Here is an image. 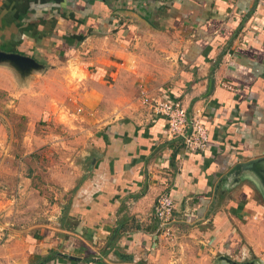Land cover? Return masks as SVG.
<instances>
[{
  "label": "crops",
  "instance_id": "obj_1",
  "mask_svg": "<svg viewBox=\"0 0 264 264\" xmlns=\"http://www.w3.org/2000/svg\"><path fill=\"white\" fill-rule=\"evenodd\" d=\"M109 1L129 4L123 26ZM117 29L162 36L172 75L144 89L180 100L206 126L208 146L182 149L140 102L105 122H72L82 161L72 153L78 165L60 182L62 216L40 233L8 236L0 264H128L158 229L152 207L162 192L177 222L242 228L264 213V0H0L3 50L72 57Z\"/></svg>",
  "mask_w": 264,
  "mask_h": 264
},
{
  "label": "rangeland",
  "instance_id": "obj_2",
  "mask_svg": "<svg viewBox=\"0 0 264 264\" xmlns=\"http://www.w3.org/2000/svg\"><path fill=\"white\" fill-rule=\"evenodd\" d=\"M108 4L121 13L118 26L129 21V4ZM142 18L148 27L145 13ZM125 31L95 35L87 48L72 57L59 52V59L48 50L0 49V246L13 234L40 233L62 216L67 195L60 182L78 165L72 153L82 161L70 147L74 121L92 125L117 117L120 109L140 105L139 90L148 81L172 75L162 36L154 40L145 29L130 39ZM263 215L251 216L250 223L243 218L242 228L235 222H177L172 215L168 222L156 221L148 248L145 243L143 254L126 262L264 264Z\"/></svg>",
  "mask_w": 264,
  "mask_h": 264
},
{
  "label": "built area",
  "instance_id": "obj_3",
  "mask_svg": "<svg viewBox=\"0 0 264 264\" xmlns=\"http://www.w3.org/2000/svg\"><path fill=\"white\" fill-rule=\"evenodd\" d=\"M139 100L152 114L164 118L166 135L169 138H180L182 149L198 152L208 146L209 135L206 126L198 117H189L180 100L153 96L144 88L139 91ZM173 210L174 202L169 192H162L156 197L152 214L158 222L171 220Z\"/></svg>",
  "mask_w": 264,
  "mask_h": 264
},
{
  "label": "water",
  "instance_id": "obj_4",
  "mask_svg": "<svg viewBox=\"0 0 264 264\" xmlns=\"http://www.w3.org/2000/svg\"><path fill=\"white\" fill-rule=\"evenodd\" d=\"M1 54V53H0Z\"/></svg>",
  "mask_w": 264,
  "mask_h": 264
}]
</instances>
